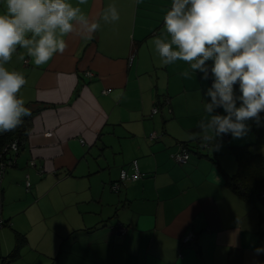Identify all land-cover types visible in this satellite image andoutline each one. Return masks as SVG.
I'll list each match as a JSON object with an SVG mask.
<instances>
[{"label": "crops", "instance_id": "obj_1", "mask_svg": "<svg viewBox=\"0 0 264 264\" xmlns=\"http://www.w3.org/2000/svg\"><path fill=\"white\" fill-rule=\"evenodd\" d=\"M171 3L88 0L80 7L91 19L109 5L119 19L100 20L91 39L70 34L45 65L19 47L5 65L26 78L17 95L30 130L0 181V264H264L262 208L224 184L236 171L229 148L251 144L256 121L243 138L202 148L211 78L186 79L188 65H164L153 43ZM184 144L189 160L178 166L171 155Z\"/></svg>", "mask_w": 264, "mask_h": 264}, {"label": "clouds", "instance_id": "obj_2", "mask_svg": "<svg viewBox=\"0 0 264 264\" xmlns=\"http://www.w3.org/2000/svg\"><path fill=\"white\" fill-rule=\"evenodd\" d=\"M88 0H4L0 13V134L10 132L30 115L18 93L25 76L9 70L18 47L26 50L36 66L63 54L66 37L75 33L91 39L106 23L119 19L115 5H109L100 19H91L81 5ZM164 28L154 38L155 51L164 65L183 61L181 75L191 79H212L203 100L204 117L199 121V139L211 151L218 150L217 138L231 134L243 138L250 131L248 121H261L264 112V0H172L163 17ZM24 60V55L18 57ZM211 61V63H208ZM239 84L240 95L234 93ZM239 101V106H237ZM222 108L224 114L216 113ZM264 248H257L259 254Z\"/></svg>", "mask_w": 264, "mask_h": 264}, {"label": "trees", "instance_id": "obj_3", "mask_svg": "<svg viewBox=\"0 0 264 264\" xmlns=\"http://www.w3.org/2000/svg\"><path fill=\"white\" fill-rule=\"evenodd\" d=\"M210 62V61H209ZM208 62V63H209ZM211 63V62H210ZM234 93L239 96V84L234 85ZM261 121L258 126L253 127V142L249 145L231 146L230 154L236 162V171L233 175H225L224 184L227 189L236 195L242 201L253 205L260 206L261 218L264 210V112L260 114ZM23 123L10 132L0 134V160L4 158L2 150L9 143L16 141L18 147H22L29 133L30 115L22 118ZM187 148L190 152V149ZM261 237H264V231H261Z\"/></svg>", "mask_w": 264, "mask_h": 264}, {"label": "built area", "instance_id": "obj_4", "mask_svg": "<svg viewBox=\"0 0 264 264\" xmlns=\"http://www.w3.org/2000/svg\"><path fill=\"white\" fill-rule=\"evenodd\" d=\"M157 108H153V112H156ZM150 137H153L150 136ZM207 146H205L204 144H202V148H206ZM19 147L17 145L16 141H13L11 143H9L7 146H5L2 150V153L4 154V158L2 160H0V181H1V177L5 171V169L7 167H10L12 165V163L14 162L15 158L14 156L16 155V153L18 152ZM13 154V155H12ZM189 156H190V152L187 148H185L183 145H180L177 149V151L175 153H173L171 155V158L173 160V162L178 165H184L188 162L189 160ZM139 177V174L137 172V170H135V172L130 175L127 176V174L122 171L119 175V181L123 182V181H127V180H136ZM26 187H29V183L26 182L25 183ZM119 189V185L118 184H113L111 186V190L116 192ZM0 196H1V188H0ZM3 222L0 221V227L3 226ZM113 232L119 236H124L127 232V229L125 227H123L120 224H117L114 228H113ZM194 234L193 233H188L185 237L182 238L181 240V244L182 245H188L189 243H191L194 239Z\"/></svg>", "mask_w": 264, "mask_h": 264}, {"label": "rangeland", "instance_id": "obj_5", "mask_svg": "<svg viewBox=\"0 0 264 264\" xmlns=\"http://www.w3.org/2000/svg\"><path fill=\"white\" fill-rule=\"evenodd\" d=\"M166 1H167V0H151V2H152L154 5L156 4L157 6H162L163 3H165ZM0 13H1V11H0ZM210 62H211V61H210ZM210 62H209V63H210ZM197 73L201 75V73H199V72H197ZM201 80H202V79H201ZM202 81H205V80H202ZM207 81H209V79H208ZM211 81H212V79H211ZM258 124H259V123L256 122V124H255L254 126H258ZM259 125H262V124H259ZM261 153L264 154V150H262ZM230 158H231V157H230Z\"/></svg>", "mask_w": 264, "mask_h": 264}]
</instances>
